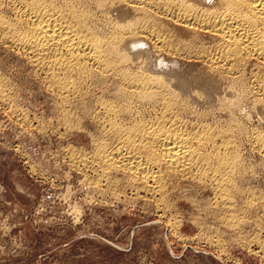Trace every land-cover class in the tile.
Masks as SVG:
<instances>
[{"label":"rangeland","instance_id":"rangeland-1","mask_svg":"<svg viewBox=\"0 0 264 264\" xmlns=\"http://www.w3.org/2000/svg\"><path fill=\"white\" fill-rule=\"evenodd\" d=\"M133 50L140 54L134 65L149 62L150 73L171 79L176 95L188 97L194 119L264 129L248 77L255 65L233 83L148 45ZM23 55L0 40V264H264V159L242 136L246 173L236 180L242 191L230 214L241 223L234 228L224 223L230 214L210 188L190 177L168 180L163 195L150 192L151 182L140 184V176L102 174L94 157L103 137L95 116L109 94L95 86L83 96L63 95ZM245 190L262 201L243 206Z\"/></svg>","mask_w":264,"mask_h":264},{"label":"bare ground","instance_id":"bare-ground-1","mask_svg":"<svg viewBox=\"0 0 264 264\" xmlns=\"http://www.w3.org/2000/svg\"><path fill=\"white\" fill-rule=\"evenodd\" d=\"M0 40L22 52L63 95L83 96L95 86L109 94H99L94 115L108 137L95 140L100 171L140 176L139 183L151 182L146 189L159 194L171 179L190 177L210 188L225 213L235 211L233 198L242 191L236 180L246 173L240 138L264 159V129L194 119L188 97L176 95L171 79L150 73L144 67L149 62L134 65L140 50H131L148 45L150 52L199 64L233 83L255 65L248 76L252 104L264 113V0H0ZM245 192L243 206L256 204L260 197ZM233 214L224 223L235 228L241 222Z\"/></svg>","mask_w":264,"mask_h":264}]
</instances>
